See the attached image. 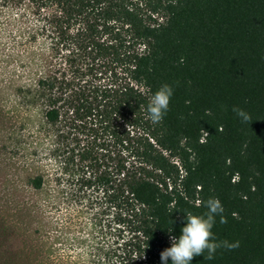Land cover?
Listing matches in <instances>:
<instances>
[{
    "label": "trees",
    "instance_id": "1",
    "mask_svg": "<svg viewBox=\"0 0 264 264\" xmlns=\"http://www.w3.org/2000/svg\"><path fill=\"white\" fill-rule=\"evenodd\" d=\"M0 84L39 165L24 184L108 204L118 255L97 264H160L210 197L218 246L190 264H264V0H0Z\"/></svg>",
    "mask_w": 264,
    "mask_h": 264
},
{
    "label": "rangeland",
    "instance_id": "2",
    "mask_svg": "<svg viewBox=\"0 0 264 264\" xmlns=\"http://www.w3.org/2000/svg\"><path fill=\"white\" fill-rule=\"evenodd\" d=\"M19 109L0 84V264H97L116 257L120 231L106 202L82 199L76 187L57 196L51 180L40 190L24 184L39 165L17 148ZM35 120L31 113L29 123Z\"/></svg>",
    "mask_w": 264,
    "mask_h": 264
},
{
    "label": "clouds",
    "instance_id": "3",
    "mask_svg": "<svg viewBox=\"0 0 264 264\" xmlns=\"http://www.w3.org/2000/svg\"><path fill=\"white\" fill-rule=\"evenodd\" d=\"M172 88L168 84H162L152 95L146 105V114L153 123H158L168 109ZM233 113L242 122L250 120L249 114L237 106L232 107ZM207 209L204 215L186 214L185 223L180 229L178 237L170 236V246L159 253L160 264H190L194 255H199L207 250L208 259L212 258L218 246L212 239L211 228L215 217L223 211L219 200L210 197L204 201ZM224 218L220 216V222ZM226 252L236 250V245H222ZM170 258V261H169Z\"/></svg>",
    "mask_w": 264,
    "mask_h": 264
}]
</instances>
